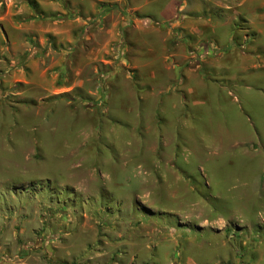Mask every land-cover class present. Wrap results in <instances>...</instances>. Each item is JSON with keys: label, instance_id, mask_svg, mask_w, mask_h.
Segmentation results:
<instances>
[{"label": "rangeland", "instance_id": "rangeland-1", "mask_svg": "<svg viewBox=\"0 0 264 264\" xmlns=\"http://www.w3.org/2000/svg\"><path fill=\"white\" fill-rule=\"evenodd\" d=\"M35 1L0 0V264H264V58L215 48L185 97L123 0Z\"/></svg>", "mask_w": 264, "mask_h": 264}, {"label": "crops", "instance_id": "crops-1", "mask_svg": "<svg viewBox=\"0 0 264 264\" xmlns=\"http://www.w3.org/2000/svg\"><path fill=\"white\" fill-rule=\"evenodd\" d=\"M114 1L121 2L122 0ZM123 1L127 6L125 8L126 23L129 29L134 27L142 35H148L143 41L145 45L141 44L142 46L139 45L138 48L143 52L142 56L147 64L146 72L152 76V84H155L152 85V88L154 89L155 87L158 89L155 83L158 80L156 76L173 64V66H177L175 67L176 72L182 74L178 90L182 91L186 97L187 90L189 92L194 90L192 82L199 81V68L206 64H213L215 48L224 49L225 46L231 47L237 43L239 49L237 55H240L242 59L251 58L254 61H261L264 58V41H262L264 37V0H169L160 9L164 19L161 24L154 22V10L146 9L154 0ZM220 27L231 28L230 33L223 39L218 36ZM207 32L210 34H206ZM149 36L152 38L150 39ZM227 36L226 43L224 39ZM191 46L193 53H211V56L206 58L208 60L205 59L196 68L186 67L184 61L178 63V60L186 56V53L182 52V48ZM222 53L221 50L218 55ZM187 85L189 87L186 90L185 86ZM159 89L162 90V88ZM162 94L164 93L155 99L146 97L144 102L149 104L148 110L156 112L161 102V112L164 115V106L167 104L165 99L168 98H163ZM168 102L171 101L168 100ZM176 105L173 104V107L175 108Z\"/></svg>", "mask_w": 264, "mask_h": 264}, {"label": "trees", "instance_id": "trees-1", "mask_svg": "<svg viewBox=\"0 0 264 264\" xmlns=\"http://www.w3.org/2000/svg\"><path fill=\"white\" fill-rule=\"evenodd\" d=\"M28 3L33 4L34 7H36V1L35 0H28Z\"/></svg>", "mask_w": 264, "mask_h": 264}]
</instances>
